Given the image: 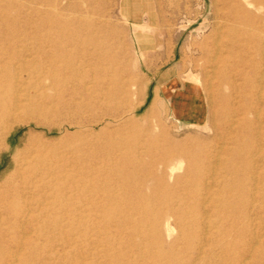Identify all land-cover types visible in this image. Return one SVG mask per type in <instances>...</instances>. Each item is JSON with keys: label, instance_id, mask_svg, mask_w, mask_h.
I'll use <instances>...</instances> for the list:
<instances>
[{"label": "rangeland", "instance_id": "obj_1", "mask_svg": "<svg viewBox=\"0 0 264 264\" xmlns=\"http://www.w3.org/2000/svg\"><path fill=\"white\" fill-rule=\"evenodd\" d=\"M229 2L0 0V183L32 140L58 153L0 264H262L248 251L264 233V58L246 66L219 28ZM169 137L190 164L160 163Z\"/></svg>", "mask_w": 264, "mask_h": 264}, {"label": "bare ground", "instance_id": "obj_2", "mask_svg": "<svg viewBox=\"0 0 264 264\" xmlns=\"http://www.w3.org/2000/svg\"><path fill=\"white\" fill-rule=\"evenodd\" d=\"M230 1L231 2L228 3V9L231 14H229V18L232 22L230 25L220 22L218 26L221 29L225 27L228 29V32L235 34L232 43H239V45L245 47L246 50L251 53V56L253 55L245 62V65L256 70L260 68L262 64L253 60V58L257 55L264 58V0ZM205 53L206 51L204 50L203 54ZM220 77L222 80L233 85V81L230 77L223 74H220ZM206 84L210 86V81H208V83L206 82ZM204 89L205 85L193 92L189 91L186 87V91L183 92L181 98L184 100L185 97L190 98L192 96L198 99H205L207 102V95L203 92ZM9 90L10 88L4 89V87L0 85V106L6 105V100L10 96ZM17 98L18 97L15 99V103L16 106L19 107ZM223 100L226 103V99ZM227 113L230 115V110H228ZM96 121L95 125L99 123L98 120ZM249 122L250 125L247 129H244V131L249 135H254L257 133L256 126L252 124L253 122H251V120ZM5 136L4 139H7V136ZM151 138H155L152 133L150 135V139ZM166 141H170V143H173L177 148L169 152L165 149V153L161 151L164 156L161 157L160 163L165 167H170L174 161H187L190 164L191 160L188 158L192 155V152L184 148L185 144L183 142L172 140L170 137L166 138ZM45 145L46 144H43L41 140H32L29 145L24 147L21 151V157L15 163V171L0 183V237L6 225H10L14 220L19 218V216L24 217L30 212L31 202L27 198V193H33V191L41 190L43 187L48 189L54 183L53 176L57 173L55 170L56 165L54 163V157L57 156L58 153L55 150L47 149L48 147L46 148ZM253 148L254 146L248 144L246 150L251 154ZM9 149L10 145L0 147V154ZM195 164H198V162ZM250 167V163L246 165V168ZM262 195L264 198V192ZM262 228L264 229V221H262ZM262 236V238H258V236L255 235L254 238H252L248 252L251 257L259 259V262L264 264V233Z\"/></svg>", "mask_w": 264, "mask_h": 264}, {"label": "crops", "instance_id": "obj_3", "mask_svg": "<svg viewBox=\"0 0 264 264\" xmlns=\"http://www.w3.org/2000/svg\"><path fill=\"white\" fill-rule=\"evenodd\" d=\"M170 80H168V81H165V83H163L164 85L166 84V83H168ZM183 87V89L182 88H180V85H179V91L181 92V93H183V92H185L186 91V87L183 85L182 86ZM175 100L176 101V97L175 96H173V97H171V100H169V102H170V104H172L171 102H173V101ZM194 111V113H195V110H193ZM193 111H192V113H193ZM193 113V114H194ZM196 114H200V112H196L194 115H196ZM201 115V114H200ZM179 120H180V122H190L191 124L192 123H196V124H200V123H202L203 122V120L201 119V116L200 117H198V118H193L192 116H185V117H179Z\"/></svg>", "mask_w": 264, "mask_h": 264}]
</instances>
